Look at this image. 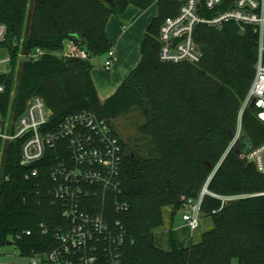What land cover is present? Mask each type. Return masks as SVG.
I'll return each instance as SVG.
<instances>
[{"label": "trees", "instance_id": "obj_1", "mask_svg": "<svg viewBox=\"0 0 264 264\" xmlns=\"http://www.w3.org/2000/svg\"><path fill=\"white\" fill-rule=\"evenodd\" d=\"M153 4L158 16L145 31L139 64L101 101L92 61L113 48L107 34L111 17L122 16L131 6L147 10ZM178 8L170 0H0V24L8 26L13 66L19 52L16 40H23L26 57L38 48L46 52L37 62H23L15 98L12 74L0 80L7 86L0 109L6 114L13 103L20 115L39 96L52 110L55 125L87 112L111 128V121L135 110L143 114L139 133L150 149L125 142L113 130L124 151L120 201L129 206L115 215L126 231L121 264H264V175L241 158L245 145L240 142L231 149L255 74L257 35L252 30L241 33L235 24L221 31L199 26L202 60L164 63L160 27ZM68 40L85 49L90 59L57 58L54 53ZM242 123L251 147L264 143V123L255 110ZM17 146H10L0 163V248L11 243L22 256L31 257L54 250L57 234L67 224L51 194L56 152L50 150L42 163L25 168ZM33 170L37 176H31ZM205 188L212 195L204 196L202 213L213 218L214 229L199 243L186 245L180 233L187 230L171 227L168 249L162 248L157 231L164 226L165 208H172L175 216L185 200L198 199ZM213 195L248 197L223 203Z\"/></svg>", "mask_w": 264, "mask_h": 264}, {"label": "built area", "instance_id": "obj_2", "mask_svg": "<svg viewBox=\"0 0 264 264\" xmlns=\"http://www.w3.org/2000/svg\"><path fill=\"white\" fill-rule=\"evenodd\" d=\"M170 1L178 3L179 8L160 27L159 56L164 63L197 64L202 60L203 51L196 40L199 26L221 31L227 24H235L241 33L252 30L257 35L255 74L239 112L232 149L241 142L245 114L255 110L257 119L264 123V0ZM7 40L8 26L0 24V80L15 71ZM22 43L23 40H16L13 45L26 60L37 62L46 55L38 48L26 57L22 53ZM54 55L57 58L90 59L88 52L72 40L66 41L64 48ZM104 57L103 68L108 71L114 63V49ZM6 92L5 82H0V99ZM11 108L12 105L6 114L0 109V155H4L10 146L18 145L20 165L30 168L42 163L50 150L56 152L57 162L50 173L51 194L54 201L61 204L67 224L57 234L58 246L49 253L34 254L30 257L31 264H121L126 231L115 215L127 211L129 206L120 201L124 151L108 121L84 112L55 125L52 110L39 96L32 97L20 115ZM241 158L264 175V143L248 152L244 148ZM37 175L38 170H33L31 176ZM206 189L198 199L184 201L182 219L184 228L191 234L200 227L203 199L206 194H211ZM213 196L223 203L248 197Z\"/></svg>", "mask_w": 264, "mask_h": 264}, {"label": "rangeland", "instance_id": "obj_3", "mask_svg": "<svg viewBox=\"0 0 264 264\" xmlns=\"http://www.w3.org/2000/svg\"><path fill=\"white\" fill-rule=\"evenodd\" d=\"M127 14L131 15L129 20L141 19V22L142 21L144 22L143 24H145L147 20L151 19L149 22V25H150L153 18L158 16V6L157 4H153L147 10H140L136 7L131 6L126 10V13L124 14V16H127ZM125 19H127V17H124V20ZM114 20H116V22H121L126 25H129L123 19H120V17L118 16H112L110 21L113 22ZM110 28H111V25H110ZM119 37H120V34L118 35V38ZM114 48H116V43H114ZM20 54L21 52H18L16 56L15 71L12 73V94H11L12 99L15 98L16 91L18 88V83H19V76L22 71V65H23V62L26 60L24 57H21ZM104 61H105V57L96 58L92 61V64L94 66L92 76L94 77L95 75V77L97 76L98 78L103 77V80L105 81L106 76L110 73L113 67H111L108 71L104 70L103 68ZM104 86H105V83L101 85L100 88H103ZM107 91L104 90L103 92H101L100 97L106 96ZM12 106H13V103H12ZM11 109L14 110V106ZM144 121H145V118L143 114L139 110H135L128 115L119 117L118 119L111 121V123H112V129L119 135V137L122 140H124L125 142L132 141V145L140 146L142 150H147V149H150V145L148 141L144 139L139 133V127L144 123ZM243 129L244 128L242 125V131ZM238 148L241 149V147H238ZM5 154L6 153H4V155H0V163L5 158ZM182 216H183L182 210L177 212L174 216L172 208H165L164 226L163 228L157 231L159 245L162 248L166 250L168 249L166 233L170 230L171 227H174L178 231H181L182 229L187 230L185 233L184 232L180 233L182 237L181 239L186 242V245L199 243L204 233L214 229L213 218L211 216H208L202 213L200 216L201 218L200 227L193 234H191V232L187 228H184L185 223L182 219ZM31 263H32V259L30 257L22 256L20 250L15 245H11V246L6 245L0 248V264H31ZM232 264H238V261L234 260Z\"/></svg>", "mask_w": 264, "mask_h": 264}, {"label": "crops", "instance_id": "obj_4", "mask_svg": "<svg viewBox=\"0 0 264 264\" xmlns=\"http://www.w3.org/2000/svg\"><path fill=\"white\" fill-rule=\"evenodd\" d=\"M124 14L120 16V19L124 20V17H127L124 21L129 25L116 22V20H114L113 22L110 21L107 27L109 41L113 46L116 57L112 65V70L106 76L105 81L103 80V77L98 78L97 76L95 77V75L94 77L92 76L97 87L99 97L101 92L108 90L106 96L100 97L103 102L116 92L118 87L127 79V77L139 64L142 57L141 49L144 34L151 20H147V22L143 24L144 22H141V19L129 20L131 15L127 14V16H124ZM119 34L120 37L118 38ZM114 43H116V48H114ZM104 83L105 86L100 88V86Z\"/></svg>", "mask_w": 264, "mask_h": 264}, {"label": "water", "instance_id": "obj_5", "mask_svg": "<svg viewBox=\"0 0 264 264\" xmlns=\"http://www.w3.org/2000/svg\"><path fill=\"white\" fill-rule=\"evenodd\" d=\"M104 1L107 2V3H109V4H112V0H104ZM9 69H10V66L7 67V70H9ZM252 107H253V104L251 105L250 109H252ZM240 141H241V143L243 145H245L247 147L246 148V152H248L249 150H251V148H252L251 147V144H250L249 140L247 139V137L245 136L244 133H242L241 140ZM249 166H251V165H249ZM7 246H11V243H8Z\"/></svg>", "mask_w": 264, "mask_h": 264}]
</instances>
